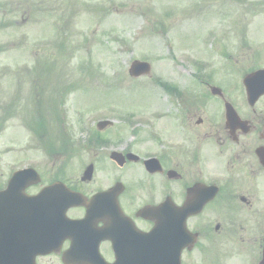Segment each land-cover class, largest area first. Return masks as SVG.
<instances>
[{
	"label": "flooded vegetation",
	"instance_id": "1",
	"mask_svg": "<svg viewBox=\"0 0 264 264\" xmlns=\"http://www.w3.org/2000/svg\"><path fill=\"white\" fill-rule=\"evenodd\" d=\"M247 52L189 85L160 80L168 100L156 124H133L125 139L112 137L114 124L96 132V186L64 179L84 196L68 216L92 219L80 243L63 229L39 263L264 264V47ZM14 249L29 258L33 245Z\"/></svg>",
	"mask_w": 264,
	"mask_h": 264
},
{
	"label": "rangeland",
	"instance_id": "2",
	"mask_svg": "<svg viewBox=\"0 0 264 264\" xmlns=\"http://www.w3.org/2000/svg\"><path fill=\"white\" fill-rule=\"evenodd\" d=\"M263 39L264 0H0V107H15L0 108L1 178L32 164L43 183L80 180L89 150L62 144L86 143L91 120L114 117L112 137L125 139L128 120L157 123L168 100L159 80L189 85L201 63L262 50ZM135 59L151 62V75L131 77Z\"/></svg>",
	"mask_w": 264,
	"mask_h": 264
},
{
	"label": "water",
	"instance_id": "3",
	"mask_svg": "<svg viewBox=\"0 0 264 264\" xmlns=\"http://www.w3.org/2000/svg\"><path fill=\"white\" fill-rule=\"evenodd\" d=\"M151 71V66L147 62L134 61L130 68V73L133 76H139L141 74L149 73ZM106 123V122H105Z\"/></svg>",
	"mask_w": 264,
	"mask_h": 264
}]
</instances>
